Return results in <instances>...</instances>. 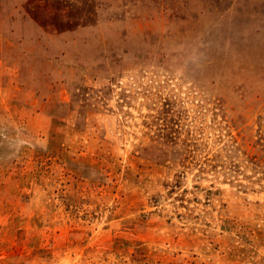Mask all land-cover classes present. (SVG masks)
Masks as SVG:
<instances>
[{"label": "rangeland", "instance_id": "1", "mask_svg": "<svg viewBox=\"0 0 264 264\" xmlns=\"http://www.w3.org/2000/svg\"><path fill=\"white\" fill-rule=\"evenodd\" d=\"M0 264H264V0H0Z\"/></svg>", "mask_w": 264, "mask_h": 264}]
</instances>
